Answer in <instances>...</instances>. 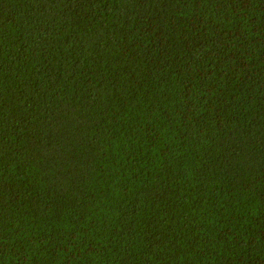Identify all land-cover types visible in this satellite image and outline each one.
I'll use <instances>...</instances> for the list:
<instances>
[{
	"label": "trees",
	"instance_id": "16d2710c",
	"mask_svg": "<svg viewBox=\"0 0 264 264\" xmlns=\"http://www.w3.org/2000/svg\"><path fill=\"white\" fill-rule=\"evenodd\" d=\"M0 264H264V0H0Z\"/></svg>",
	"mask_w": 264,
	"mask_h": 264
}]
</instances>
